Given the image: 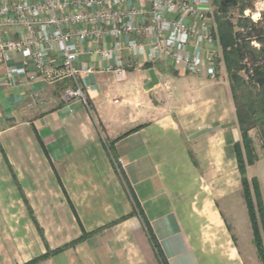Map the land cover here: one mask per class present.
Masks as SVG:
<instances>
[{"label": "crops", "instance_id": "1", "mask_svg": "<svg viewBox=\"0 0 264 264\" xmlns=\"http://www.w3.org/2000/svg\"><path fill=\"white\" fill-rule=\"evenodd\" d=\"M131 65L123 79L81 74L87 104L61 100L69 80L0 86V264H159L138 210L166 264H246L220 207L232 216L243 199L225 92L169 64ZM175 83L194 94L181 117L125 104Z\"/></svg>", "mask_w": 264, "mask_h": 264}, {"label": "built area", "instance_id": "2", "mask_svg": "<svg viewBox=\"0 0 264 264\" xmlns=\"http://www.w3.org/2000/svg\"><path fill=\"white\" fill-rule=\"evenodd\" d=\"M210 14L211 0H0V86L69 80L62 100L86 104L81 74L123 79L138 58L213 79Z\"/></svg>", "mask_w": 264, "mask_h": 264}, {"label": "trees", "instance_id": "3", "mask_svg": "<svg viewBox=\"0 0 264 264\" xmlns=\"http://www.w3.org/2000/svg\"><path fill=\"white\" fill-rule=\"evenodd\" d=\"M257 0H216L215 4L225 18L232 10L237 9L242 16L238 20L236 29H232L227 21H222L219 25L221 34V43L224 48H229L230 51L225 54L227 70L229 73V85L236 110L239 130L243 149L245 150L248 166L253 163V156L249 148L250 141L248 139V131L254 126L258 127L259 133L263 140L264 148V11L259 13L256 21L250 17H244L245 11H253V4ZM242 73L246 79L245 82L237 75ZM249 91L257 92L262 95V98H248L244 100L238 97L240 85H243ZM246 107H248L246 109ZM252 121L250 127L245 124ZM237 170L241 178L242 195L246 205L247 214L250 220L253 243L255 244L258 256L261 263L264 264V252L262 247L261 234L264 241V208L261 202L259 185L256 180L249 183L245 177V162L242 157L240 147L234 148ZM138 209L137 204H135ZM142 220L145 233L151 248L155 252L159 264H166V261L161 254L157 240L155 239L147 221L143 218L142 213L138 210ZM124 219V218H123ZM119 220V222L123 221ZM118 221L109 225H115ZM86 237L83 236L81 240ZM61 250H58L59 252ZM46 259V256H41L28 264H37Z\"/></svg>", "mask_w": 264, "mask_h": 264}, {"label": "rangeland", "instance_id": "4", "mask_svg": "<svg viewBox=\"0 0 264 264\" xmlns=\"http://www.w3.org/2000/svg\"><path fill=\"white\" fill-rule=\"evenodd\" d=\"M215 2L216 0H211V14L208 18L209 19L208 28H209L210 37L212 41L216 42V46L210 48L212 52H214V56L212 61L207 63L208 65L209 64L212 65L214 68V78L213 79L208 78V79L211 80V82L213 83L212 85L213 88L211 91L215 89V86H218V88L220 86V88H222V90L225 92V97L229 108L228 121L235 119L239 132V142L234 145V148L236 145L240 147V151L245 162V177L249 183H251V181L253 180H256V182L258 183L261 202L264 208L263 140L259 133L258 127L254 126L248 131L247 136L250 141L249 148L253 156V163L251 166H248V163L246 161L247 158H246L245 150L243 149V145L241 141V134L236 116V110L229 85L230 75L227 70L228 67L226 64L225 54L228 53L230 49L229 48L226 49L223 47L221 43V34L219 28V25L222 21H227L231 25L232 29L235 30L237 27L238 20L241 19L242 16L239 14L237 9H234L231 11V13H229L227 17L223 18ZM261 11H264V0H257L253 4V11H245L243 16L250 17L253 21H256ZM237 75L242 79L243 82L246 81L242 73H238ZM240 86L241 87L239 89V92L236 94L238 97H242L245 101L248 100V98H251L253 100L256 99L257 97L259 98L263 97L262 95H258L257 92L255 93L253 91H249V89L246 88L244 84ZM187 87L188 86L186 85L182 86L181 83H175L164 86L163 88L160 89H152L147 93L146 100H143L141 102L142 103L141 105L139 104V96H138L139 94L135 96L128 95V97L125 98L127 100V102L125 101V104L131 106L133 109L135 108V111L137 110V114H139L140 108L147 110V115L149 118L161 114H167V115L173 114L176 117H181L183 113H186L187 110L191 108L188 105V103H191L192 105L194 98L193 97L194 94L188 92L190 90H188ZM189 87L192 88L193 86H189ZM204 96L210 97L209 90H206V94ZM144 101L146 105H143ZM247 108L248 107H246V109ZM251 123L252 121L251 122L248 121L246 122L245 126L250 127L252 126ZM234 156H235V152H234ZM235 163H236V159H235ZM235 171H236L235 176L238 177L237 179L241 186V191H242L241 178L237 170V165ZM230 179L232 178L229 177L228 180ZM230 186L231 185L229 184V187ZM212 187L215 188L217 186H212ZM229 202L231 203L232 216L231 215L228 216V210L227 208L224 209L223 203H220L221 211L227 223L229 225H232L236 229L235 234L238 239V245L241 248L242 254L244 253L246 264H262L258 256L255 244L252 243L250 220L246 212V207L244 205L241 192L233 196ZM261 239H262V247L264 252V241L262 234H261Z\"/></svg>", "mask_w": 264, "mask_h": 264}]
</instances>
